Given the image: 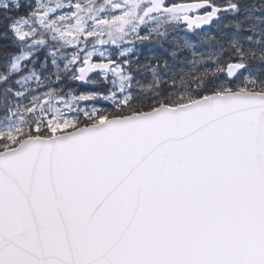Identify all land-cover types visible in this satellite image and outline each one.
<instances>
[{"label":"snow or ice","instance_id":"snow-or-ice-1","mask_svg":"<svg viewBox=\"0 0 264 264\" xmlns=\"http://www.w3.org/2000/svg\"><path fill=\"white\" fill-rule=\"evenodd\" d=\"M0 111V264H264V0H0Z\"/></svg>","mask_w":264,"mask_h":264},{"label":"trees","instance_id":"trees-1","mask_svg":"<svg viewBox=\"0 0 264 264\" xmlns=\"http://www.w3.org/2000/svg\"><path fill=\"white\" fill-rule=\"evenodd\" d=\"M43 2L46 3L47 0H43ZM64 2L67 3L68 0H65ZM71 2L75 3V2H77V0H71ZM81 2L86 3L87 0H81ZM103 2H104V0H97V3H103ZM216 2H217V3H222L223 0H216ZM62 11H67V9H64V10H62ZM182 34H183V33H182ZM189 35H190V34H189ZM68 51L71 52L72 49H68ZM92 90H95V89H92V88H86V87H81V88L78 89V91H92ZM2 116H3V112L0 111V117H2Z\"/></svg>","mask_w":264,"mask_h":264},{"label":"rangeland","instance_id":"rangeland-1","mask_svg":"<svg viewBox=\"0 0 264 264\" xmlns=\"http://www.w3.org/2000/svg\"><path fill=\"white\" fill-rule=\"evenodd\" d=\"M116 14H119V12L117 11V13ZM101 15H104L103 13L101 14ZM81 106H83V107H91V105H85V104H83L82 103V105ZM97 107H101L102 105L101 104H98V105H96ZM104 107V106H103Z\"/></svg>","mask_w":264,"mask_h":264},{"label":"water","instance_id":"water-1","mask_svg":"<svg viewBox=\"0 0 264 264\" xmlns=\"http://www.w3.org/2000/svg\"><path fill=\"white\" fill-rule=\"evenodd\" d=\"M167 1V0H166Z\"/></svg>","mask_w":264,"mask_h":264}]
</instances>
